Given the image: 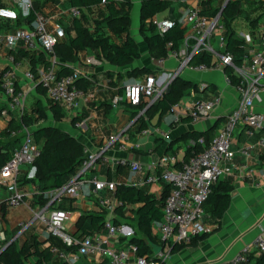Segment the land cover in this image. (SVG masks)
Here are the masks:
<instances>
[{
	"label": "built area",
	"instance_id": "1",
	"mask_svg": "<svg viewBox=\"0 0 264 264\" xmlns=\"http://www.w3.org/2000/svg\"><path fill=\"white\" fill-rule=\"evenodd\" d=\"M7 1L13 4V7L7 4L0 7V55L4 60L0 71L2 95L0 117L8 120L11 113L16 114L17 117L21 116L28 90L19 85V75L33 87L43 89L47 100L56 104L64 117L70 116L80 100H88L89 96L78 84L79 80L88 74L80 66L70 67V72L59 74L60 65L55 46L64 39L63 27L43 11L36 13L30 24L14 26L19 18H27L32 9L33 0ZM194 1L195 5L189 8L179 20L184 29L179 47L173 50L168 49L166 58L156 59L158 67L163 66L167 58L176 61V67L169 74L168 80L158 81L154 75H147L129 84L124 96L114 95L111 104L114 107L122 103L139 107L137 116H140L183 71L205 73L218 70L222 74L223 83L237 94V103L225 115L224 122L218 127L209 144L201 152L192 154L187 161L180 159L175 152H169L145 164L133 159L110 157L103 152V149L89 151L84 148V159L80 169L66 184L50 193V201L47 204L37 211H32V217L29 220L17 222V232L13 236L8 237L5 230L0 228V251L37 222L40 225V231L45 235V241L49 236H55L66 247H75L74 250L50 247V253L60 259L62 264H78L83 258H96L101 262L105 260L106 264H163L173 244H189L195 236L211 231L210 227L204 223L202 204L215 181L222 176L241 177L243 173L253 177L256 167L251 164L257 166L264 164L261 158L264 157V112L256 111L254 108L255 102L260 100L264 92V24L253 34L250 30L246 33L236 32L243 42V48L242 53L235 56L225 49L222 22V10L233 0H213L214 6L218 9L214 16L200 13L202 3L210 0ZM107 2L108 0H100L99 5L105 6ZM84 10V8L71 6L68 15L71 18H79ZM149 22L159 34L165 33L174 26L173 20L159 18L156 15L152 16ZM214 37L217 39V48L212 46ZM170 45L168 43L167 47ZM20 53H27L34 58L41 54L48 65L34 70L30 66L23 69V63L30 58L19 57ZM201 53L211 56L210 64L191 63L192 58ZM97 63L98 61L94 58L83 59L85 66ZM64 67L69 65L64 64ZM225 69L231 70V76L225 72ZM198 88L207 90L209 84L201 82ZM145 99L148 103L142 108L141 102ZM220 102L221 93H217L211 99L199 100L185 108L176 107L175 105L179 104L176 103L170 109V112L174 114L172 122L179 123L183 117L191 121L206 119L220 105ZM74 126L86 129V120H78ZM236 129H242L247 137H254V142L243 144L237 150L232 149L231 143ZM150 134L166 136L161 130L148 128L137 132L136 136L142 138ZM11 135L19 136L20 144L18 148L12 150L10 159L0 168V186L9 191V197L4 205L10 209L22 203L28 205L26 198L31 196L28 192L21 190L22 185L19 179L29 180L35 176V161L41 151V146L33 142L30 130L26 126L22 125L17 130L11 131ZM111 141L118 144L119 150H126L127 144L121 134L111 136ZM197 142L203 144V139L199 138ZM190 144L193 142L191 141ZM131 146L135 149L138 144L134 143ZM236 153L242 159L239 163L235 161ZM99 165L121 166L135 174L143 173V177L136 182L137 185L158 182L169 185V191L161 209V220L156 224V231L163 247L151 258L137 256L133 245L118 242L124 227L114 223L111 216L120 202L114 197L105 198L100 195L102 190L113 192L116 184L101 180L92 173ZM87 183L90 185L89 194L95 204L107 213L103 231L94 235L71 236L65 231L64 226L69 218L68 212L55 208L52 203L62 197L77 198L81 194L82 186ZM254 184L259 186L260 181ZM1 222L2 213L0 212V224ZM253 251H264L263 229L250 242L244 244L232 258L209 264H244Z\"/></svg>",
	"mask_w": 264,
	"mask_h": 264
},
{
	"label": "crops",
	"instance_id": "2",
	"mask_svg": "<svg viewBox=\"0 0 264 264\" xmlns=\"http://www.w3.org/2000/svg\"><path fill=\"white\" fill-rule=\"evenodd\" d=\"M38 1L44 2V0ZM108 1L119 3L121 0ZM169 1L171 2V9L175 10L179 19L184 16L189 8L195 5L194 0ZM2 2L13 7V4L7 0H2ZM136 4L137 8L135 10L132 9L130 12V17L133 19L130 33L138 45L140 58L126 67H114L106 62L99 61L97 64L85 66L83 64V59L91 58L92 56L89 52H83L78 55V59L75 63L69 64L65 62L64 64H68L70 67L80 66L86 71L88 75L81 78L78 84L89 97L86 101L80 100L78 106L71 115L63 116L60 121H55L51 113L47 111L46 123L47 125H53L56 127L57 125L64 123L62 128H58L75 137L84 145L85 149H88L89 151L103 149V152L110 157L128 158L145 164L164 154L170 145V151L175 152L181 159L185 148L190 144L191 140L185 142L179 141V139L188 132L206 131L213 124L217 123L212 134L214 135L218 127L224 122L225 115L235 107L237 103V94L231 87H228L223 83L222 74L218 70L205 73H195L185 70L179 75L180 77L195 82L197 87L201 82H207L209 88L207 90H199L198 92L190 91L188 96L191 98V101L185 104L182 108L189 107L199 100L211 99L212 96L217 93H221L220 105L215 108L210 117L206 119L198 121L187 119L185 121L181 120L179 123L172 122L174 114L170 111L164 115L156 113L151 117H147L145 116L144 110L140 117L144 119L146 128L149 130H161L166 136L160 137L155 134H150L142 138L137 137V125L136 123H133V120L139 113H137L134 118H131V115L140 110V108L131 107L123 103L114 107L111 104V99L116 94L124 96L129 84L145 77L143 75L137 77L132 75L130 71L134 68H149L154 71V76L158 81H166L168 80L171 71L175 69L176 61L172 58H167L163 66L158 67L156 59L149 56L147 46L139 34L140 0H137ZM70 7L71 4L69 0H54L53 2H44L41 6V11L53 20H60L64 23H68L71 19L68 15ZM84 9L85 10L82 14H85L88 20H93L99 18L100 13L105 14L108 8L106 5H98L96 7ZM171 9L157 14L156 16L159 18L173 19L172 13L170 12ZM134 13L137 14L136 24L134 23L133 18ZM19 16L21 15L19 14ZM261 22V25L259 24L255 31L258 29L260 30L264 24V19ZM246 30H250L249 27H246ZM140 45L142 46L141 48ZM142 50L144 56H142ZM39 57L44 59L40 54L37 58L28 59L27 62L23 63V69H26L28 66L33 67L34 69L45 67ZM3 63L4 60L0 55V71ZM59 64H61L60 61ZM18 82L21 87L28 90L27 95L31 96V99H33L31 105L27 106L28 111L32 109L33 104L37 100H40L45 108L47 107L48 100L45 95L43 96L38 92L37 86L33 87L32 84L24 81L20 75ZM194 93H197L198 95ZM263 100L264 92L261 94L260 100L255 102L254 108L256 111L264 112V107L261 106ZM1 101L2 95L0 93V102ZM22 114L26 113L22 112L21 115ZM14 118L17 119V121L20 120L17 116ZM81 119L86 120V129L76 128L74 126V123ZM8 120L0 117V132L6 129ZM118 134L119 136L121 134L122 138L125 139L127 144L126 150H119L118 144L111 141V136L115 137ZM254 140V137H247L242 129H238L235 135H233L231 148L237 150L241 145L253 143ZM134 143L138 144V147L135 149L131 148V145ZM235 161L238 163L242 161L237 153ZM251 166L256 167L253 177H248L243 173L241 177L231 175L222 176L220 178V180L232 185V191L230 192L229 207L222 215L219 223H215L214 219L206 213L204 216V223L206 226L210 227L211 231L195 236L189 244L184 245L173 252L169 251L168 257L163 264H209L215 261L228 260L232 258L244 244L250 242L260 230H264V164L261 166L251 164ZM92 173L96 174L101 180H108L115 184H125L141 188L156 197L161 195L165 184L163 182H158L155 184L137 185L136 182L142 178L144 174L132 173L128 168L121 166L99 165ZM257 181H260L259 186H255L254 184ZM55 189L43 192L42 194L41 191L36 189L35 186L30 183L22 185L21 190L28 192L31 196L30 198H26L28 205L22 203L17 207L10 209L4 205L6 202L5 200L7 199L3 200L2 202H5L3 204H1L2 202L0 203L2 205V207L0 205V212L2 213L0 228L5 230V234L8 237L13 236L17 232L16 223L29 220L32 217V211L39 210L50 201V193ZM89 190L90 185L88 183L84 184L81 188V194L77 198L62 197L52 203L55 208L64 209L68 212L69 218L64 226L65 231L71 236L77 237L79 233L78 224L83 214H100V209L90 196ZM37 195H41V198L37 201L33 200ZM100 195L105 198L114 197L113 192L108 190H102ZM42 199L45 201L44 205L40 204ZM28 207L31 208V210ZM136 207L137 205H127L119 210L116 208L111 216L114 223L124 227L123 232L118 237V242L120 244H126L129 239L140 235L131 211ZM106 217L107 213L105 212L104 219ZM157 223L158 222L152 225V233L153 235L158 236L156 231ZM84 227L91 232L90 235L98 234L103 231V227L101 229L92 228L88 221L84 222ZM32 236H35L36 240L39 242L40 250L43 249V245H47L45 235L40 231V225H38L37 222L20 235L16 240L17 244L21 245L26 240L32 238ZM161 248L162 245H154L152 247V256L161 251ZM259 254L260 253L257 251L251 252L248 261L244 264H255ZM26 263L38 264L36 256L29 257ZM100 263L101 261L96 258H83L78 264ZM48 264H62V262L56 256H53Z\"/></svg>",
	"mask_w": 264,
	"mask_h": 264
},
{
	"label": "trees",
	"instance_id": "3",
	"mask_svg": "<svg viewBox=\"0 0 264 264\" xmlns=\"http://www.w3.org/2000/svg\"><path fill=\"white\" fill-rule=\"evenodd\" d=\"M53 1L54 0H44V2ZM99 1L100 0H69L71 6L77 8L96 7L99 5ZM44 2L33 0L32 9L27 18H19L14 26H21L24 23L30 24L34 15L42 12L41 6ZM245 2L247 1H230L222 10L225 49L235 56H239L242 53L243 42L237 36L233 27V22L240 14L241 4ZM3 5L5 4L0 0V7ZM106 6L109 10L107 9L105 14L100 13V17L93 20H88L85 14H82L79 18H71L65 26L60 20H56L63 27L65 33L64 39L55 46V53L61 63L59 64V74L70 72V66L64 67V63H75L78 59V55L83 52H89L95 60L106 62L114 67L129 66L140 58L138 45L130 33L131 1L121 0L119 3L108 1ZM169 9H171V2L169 0H140L139 34L147 46L149 56L153 59L161 57L166 58L168 49H177L183 39L184 29L181 27L179 16L175 13L174 9L170 10L173 17L171 20H173L174 26L165 33L159 34L156 32L155 27L149 22L152 16ZM256 9H258L257 6L253 7L251 11L255 12ZM217 11L218 9L214 6L213 0H210L202 3V10L200 13L214 16ZM261 18L256 14L255 18L248 20L247 25L252 34L258 25H261V21L264 17ZM168 43L171 44L169 47H167ZM19 57L34 58V56H29L27 53H20ZM39 58L46 67L47 61L42 57ZM210 61L211 56L209 54L201 53L196 54L192 58L191 63L210 64ZM32 69L34 70L33 67ZM130 72L136 77L154 75V71L145 67L134 68ZM225 72L228 75L231 74L230 69H225ZM232 78L234 79V77ZM232 82H234V80ZM37 89L41 95H45L43 89L40 87ZM190 91L198 92L199 89L197 84L180 76H176L169 83L162 95L145 109V116L151 117L156 113L160 115L166 114L174 104L178 103V100L185 93H189ZM147 103L148 100H142L141 107H145ZM47 111L51 113L55 121H60L63 117V112L56 104L48 100L47 107L45 108L41 101L37 100L30 110L31 114H22L18 118L20 120L17 121V119L14 118L17 115L11 113L7 128L0 132V168L10 159L12 150L18 148L20 144V137L12 136L11 131L17 130L24 125L30 130L33 142L41 145L40 155L35 161V176L29 180L20 178L19 183L20 185L30 183L41 191L42 194L43 192L59 188L66 184L80 169L82 160L84 159V145L75 137L56 126L40 124L41 121L46 120ZM137 113L138 111L134 112L131 118H134ZM187 119L189 118H181L182 121ZM33 124L37 125L33 128ZM136 125L137 132L146 128V123L142 117L137 119ZM216 126L217 123L213 124L206 131H192L184 134L179 141L187 142L191 140L193 144L187 145L181 159L187 161L192 154L201 152L211 141ZM199 138L203 139V144L197 142ZM170 150L171 146L169 145L165 153H169ZM261 158L264 160V157ZM168 191L169 185L164 184L161 195L156 197L141 188L125 184H116L113 195L120 202L117 209L119 210L127 205H137V207L131 211L140 235L129 239L127 243L135 247V254L137 256L151 258L153 252L152 247L154 245L163 244L157 235H153L152 225L161 220V209ZM231 191L232 185L228 182L220 180V178L215 181L211 186L209 195L202 204L204 216L207 213L214 219L215 223H219L222 215L229 207ZM41 195L35 196L33 200H39ZM44 203L45 201L42 199L40 204L44 205ZM104 214V209L100 210V214H83L78 224L79 233L77 237L91 234V232L84 227V222L86 221L89 222L92 228L101 229L104 223ZM46 243L47 245H43V249L40 250V244L35 236H32V238L26 240L21 245H18L15 240L0 253V264H27L26 261L31 256H36L38 264H48L54 256L49 251L51 246L65 250L75 249V247H66L62 244L61 240L55 236H49ZM184 245L187 244H173L170 247V252ZM259 253L255 264H264V251ZM100 264H106V261L104 260Z\"/></svg>",
	"mask_w": 264,
	"mask_h": 264
},
{
	"label": "rangeland",
	"instance_id": "4",
	"mask_svg": "<svg viewBox=\"0 0 264 264\" xmlns=\"http://www.w3.org/2000/svg\"><path fill=\"white\" fill-rule=\"evenodd\" d=\"M130 1L132 3V9L135 10L137 8V4H136L137 0H130ZM246 1L247 2L241 4V6H240L241 7V10L239 12L240 14H239L238 18L234 22V26L233 27L235 28V30H236L237 33H246L247 32L246 27H248V25H247L248 20L255 18L256 14L259 15L260 18H261V16H262V18L264 17V0H246ZM255 6H257L258 9H256L255 12H252L251 10ZM136 16H137V14L134 13L133 14V18H134V23L135 24L137 23ZM62 23H63L64 26L67 24V23H64V22H62ZM132 24H133V19H131V26H132ZM216 40H217L216 37H214L213 40H212V46L214 48H217V43H216L217 41ZM141 47L142 46L140 45V48ZM142 56H144L143 50H142ZM91 58H94V57L92 56ZM194 94L198 95L197 93H194ZM31 98H32L31 96L27 95L26 101H25V104H24V108L22 110L23 113L25 112L26 114H31L30 113V110L29 111L27 110L28 109L27 106L28 105H31V103L33 101V99H31ZM190 101H191V98L188 96V93H185L178 100V103L179 104L178 105H175V106L182 108V107L185 106V104H187ZM261 106L264 107V100L262 101V105ZM46 122H47V118H46L45 121H41V124L47 125ZM36 125L37 124H33L32 127L34 128V126H36ZM63 126H64V123L61 124V125H57V127H61V128ZM237 130L238 129H236V131ZM236 131L234 132V135H235ZM8 197H9V191H8V189H6L3 186H0V203L3 200L7 199Z\"/></svg>",
	"mask_w": 264,
	"mask_h": 264
},
{
	"label": "water",
	"instance_id": "5",
	"mask_svg": "<svg viewBox=\"0 0 264 264\" xmlns=\"http://www.w3.org/2000/svg\"><path fill=\"white\" fill-rule=\"evenodd\" d=\"M154 101H152V103H153ZM151 103V104H152ZM142 115V114H141ZM140 115V116H141ZM140 116H136L135 118H134V120H133V123H136V121H137V119L140 117ZM9 244H7L1 251H0V253L8 246ZM162 247H163V244H162ZM162 249V248H161Z\"/></svg>",
	"mask_w": 264,
	"mask_h": 264
}]
</instances>
